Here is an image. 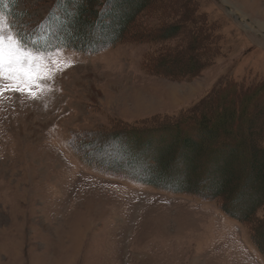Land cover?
I'll list each match as a JSON object with an SVG mask.
<instances>
[{
  "label": "rangeland",
  "instance_id": "rangeland-1",
  "mask_svg": "<svg viewBox=\"0 0 264 264\" xmlns=\"http://www.w3.org/2000/svg\"><path fill=\"white\" fill-rule=\"evenodd\" d=\"M53 1L29 0L32 22L44 18ZM137 1L112 0L122 11L113 20ZM16 10H23L20 1ZM133 20L115 45L99 52L43 53L52 77L40 81L44 91L33 86L35 97L11 90L0 95V264H264L250 239L254 232L264 250V204L245 224L226 214L244 212L260 195L248 178L256 136L264 128V0H148ZM169 27L177 33L162 37ZM89 32V45L113 36L96 27ZM157 60L188 68L167 63L157 70ZM191 62L198 68L190 75ZM259 88L247 109L243 102ZM224 90L237 92L235 104L244 105L225 130L204 121L221 122L215 107L205 116L204 104ZM160 120L173 121L172 129L124 134ZM225 133L233 140L224 142ZM112 134L124 135L113 146L128 147V157L140 151L145 160L173 147L174 161L162 181L170 187L182 186L194 155L187 141L207 147L210 152L191 167L195 172L186 174L202 193L216 191L218 171L232 149L235 192L205 199L194 189L135 184L87 165L71 145L73 136L97 139L88 148L110 167L102 135Z\"/></svg>",
  "mask_w": 264,
  "mask_h": 264
},
{
  "label": "trees",
  "instance_id": "trees-1",
  "mask_svg": "<svg viewBox=\"0 0 264 264\" xmlns=\"http://www.w3.org/2000/svg\"><path fill=\"white\" fill-rule=\"evenodd\" d=\"M19 1L22 3L23 6L22 11L16 10L17 3ZM28 1L29 0H0V10H2L7 15V18L9 20L15 22V32L19 33L20 38L25 47L37 53H52L59 49H71L80 53L93 54L104 50L108 46L115 45L117 43L118 37L126 33L132 21L134 23L133 19H135V17L139 14L143 13L148 6V0H138L131 11L123 12V15L120 19L113 20V18L119 12L122 11L121 5H117L118 3L113 4V6H111L112 0H102V4H100L97 0H65L64 3L61 2L62 0H55L51 3L49 11L48 13H46L44 18H39V22H32L33 19L30 16L31 9L29 8L30 6ZM101 6H103V8ZM70 8L74 11L70 12ZM105 20H107V24L103 22ZM95 27L101 29L103 34L104 32L112 33V38H110V36H107L106 40L100 45H89L87 43V37H89L90 35L89 30L94 29ZM20 29L22 31H20ZM166 31L167 32H163L162 37H172V35L177 33L175 27H169ZM82 40L85 42V44ZM197 40L198 38L195 37L194 44L196 45L198 43ZM194 59L193 61L196 62L197 58ZM166 61L167 60H157L155 61L154 67H156L157 70H160L165 67V64L170 63V65L174 67L175 70H182L184 72L185 69L188 68L187 65H182L181 62L176 60H169V62ZM195 62H191V70L187 72L190 75L194 74L198 68ZM260 90L261 89L259 88L257 91H253L252 95H250L251 98L249 97L250 101L249 99H247V101L243 102L245 107L247 106V109H249L250 103L254 101V97L259 94ZM236 94L237 92H234L232 90L230 96V94L226 90H224L220 95H217V98L215 100L211 101V98H207V102L204 104V107H206L205 116L210 114L212 107H215L216 116L218 115V117L221 118V122H209V120H207L206 118L204 119L205 125H209V123H212L214 126H222L224 130L230 129L232 119H234L236 115L237 117L241 115V110L244 106L243 104H241V106H237L235 104L237 99L235 98ZM217 105H219V109L217 108ZM224 110L226 113L225 115ZM243 110L246 111V109ZM249 113L247 114V116L250 115V118L247 120V141L252 135L250 131L248 132V129L251 125V113ZM243 114L245 115V113H242V116ZM224 117H226V121H224ZM159 123L160 125L154 126L152 128L142 125H136L135 127L132 126L133 128L130 129V132L129 130H127L124 131V134L136 135L139 132L149 134L161 131L163 129H172L171 127L174 125L173 121L170 120H160ZM119 135L120 134H112L108 136L102 135L103 138H107L103 145H109L108 147L110 151H108L111 155L110 163H112L111 166L114 167V169H111V166H102L99 161L96 160V151L94 153L92 150L95 146H97V139H93L91 141L90 139L86 140V138L82 137L77 139V137L73 136L71 145H73L72 148H74V152L82 158L84 163L89 166L95 167L96 169L103 170L105 172L116 174L124 179H128V181L133 182L135 184L152 186L155 188L163 187L169 191L170 189H178L179 192L183 193H189V191H192L195 187V184L191 182V179L186 176L187 171H190V173L191 171H193L192 173H194L195 170H191V167H197L200 159L199 155L201 153L210 152L206 150L207 147H204L203 149L187 141V144L191 149L190 151L193 152L194 155L187 161L189 165L187 171H185L182 175V186L179 188L172 186L170 187L166 186L162 181L174 161L173 147H171L172 150L168 149L163 155L160 153L159 155L156 154L154 158H151L149 156L147 159L144 160L142 159V152L140 151L138 152V155L136 154L133 157H128V152L126 151L128 150V147L118 148L116 146V148L115 146H113V144H115V142H117L118 139L121 138V136H124L123 134L120 136ZM233 138L234 136L230 133H225V136L222 135L223 141H226L227 143L228 141L233 140ZM263 138L264 128L260 129L258 135L256 136V145L253 147L251 153V174L250 178H248L250 187L254 185V183L259 185L260 195L257 199H253L248 202L249 207L242 208L244 212H239V214H237L231 210H228L226 213L230 218L243 224L246 223V221L243 219L252 218L255 210H257L260 206L264 204V145H261V141L263 140ZM88 147H91L90 149L92 150H90ZM145 148H147V145L145 146ZM215 150L216 149L211 150V152ZM224 160L226 162V165L223 164L222 168L219 169V176L215 180V182L217 183L216 191L202 193L199 192L197 189H194L196 191V194L204 197L205 199L212 197H215V199H220L221 197L227 198L235 192L236 183L238 182V180L236 177V172L235 170H233L231 164L237 161V153L232 151L231 149L230 152L226 154ZM135 161L142 163V165H136ZM230 162L232 163L230 164ZM154 170H157L158 174L152 175V172ZM242 192L245 197H250L252 195V191H249V189H245ZM262 234L264 235V232ZM250 239L252 244L259 249L261 254L264 255V250L262 246L263 244H261L254 238V232L250 235Z\"/></svg>",
  "mask_w": 264,
  "mask_h": 264
},
{
  "label": "snow or ice",
  "instance_id": "snow-or-ice-1",
  "mask_svg": "<svg viewBox=\"0 0 264 264\" xmlns=\"http://www.w3.org/2000/svg\"><path fill=\"white\" fill-rule=\"evenodd\" d=\"M51 77L44 54L27 49L19 33L12 30L7 15L0 10V95L5 90H11L28 92L35 97L36 94L31 91L33 86L44 91L40 81Z\"/></svg>",
  "mask_w": 264,
  "mask_h": 264
}]
</instances>
